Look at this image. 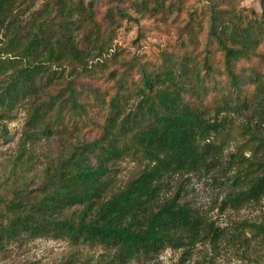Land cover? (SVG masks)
<instances>
[{"label":"trees","instance_id":"16d2710c","mask_svg":"<svg viewBox=\"0 0 264 264\" xmlns=\"http://www.w3.org/2000/svg\"><path fill=\"white\" fill-rule=\"evenodd\" d=\"M34 1L0 0V116L26 104L24 142L54 135L76 142L34 188L0 196V252L47 237L103 247L97 264H129L166 248L188 251L206 237L215 248L222 230L164 190L172 174L206 167L219 151L208 141L220 126L212 115L251 108L264 115V0L260 13L230 1L189 9L174 45L152 62L125 60L114 41L124 21L163 13L166 0H103L104 11L91 0H50L34 11ZM110 63L117 66L105 73ZM257 140L262 155L235 176L226 208L264 197ZM129 155L149 166L110 193V166ZM238 227L251 237L231 236L237 252L251 258L264 223Z\"/></svg>","mask_w":264,"mask_h":264},{"label":"rangeland","instance_id":"374dc122","mask_svg":"<svg viewBox=\"0 0 264 264\" xmlns=\"http://www.w3.org/2000/svg\"><path fill=\"white\" fill-rule=\"evenodd\" d=\"M49 1L35 0L32 10L40 9ZM91 1L104 11L101 5L103 0ZM208 1H230L239 9L261 12V0H166L163 13L155 16L137 15L136 23L124 21L117 32L114 46L124 50L125 60L135 55L142 61H155L159 49L174 45L181 27L187 21L188 10ZM206 32L207 29L201 34V48L205 47ZM2 43L0 32V46ZM260 54L261 70L264 72V43ZM0 55L5 57L4 54ZM115 66L116 63H110L105 73ZM26 107V104H21L0 116V196H10L12 190L19 187L34 188L44 172L55 165L76 142L75 136L59 135L24 142L28 115ZM262 112L260 108H251L238 113L212 115V120L219 121L220 126L208 141L219 146V151L211 157L206 167L175 173L167 179L165 195L171 197L179 193L182 203L193 208L213 227H219L225 237L218 241L215 248L211 246L209 237H206L188 251L185 247L166 248L151 258L133 260L129 264H264V242L253 240L250 244L252 256L246 259L237 252L239 244L231 237H251L246 229L238 227L241 221L264 223V197L238 210L223 205L228 193L238 188L233 182L235 176H243L246 165L262 155L256 151L257 138L264 141ZM96 130L82 133L92 137ZM148 166V161L140 155H129L117 160L110 166L109 192L122 189L131 178ZM105 253L103 247L98 245H72L66 240L47 237L22 238L6 244L0 252V264H65L69 260L72 264H97Z\"/></svg>","mask_w":264,"mask_h":264}]
</instances>
